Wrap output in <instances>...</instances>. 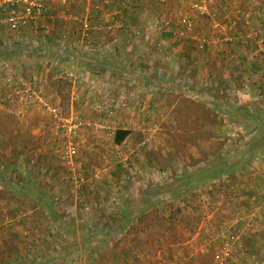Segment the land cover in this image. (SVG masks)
Returning <instances> with one entry per match:
<instances>
[{
    "label": "rangeland",
    "instance_id": "1",
    "mask_svg": "<svg viewBox=\"0 0 264 264\" xmlns=\"http://www.w3.org/2000/svg\"><path fill=\"white\" fill-rule=\"evenodd\" d=\"M47 5L0 15V264H264V0Z\"/></svg>",
    "mask_w": 264,
    "mask_h": 264
},
{
    "label": "built area",
    "instance_id": "2",
    "mask_svg": "<svg viewBox=\"0 0 264 264\" xmlns=\"http://www.w3.org/2000/svg\"><path fill=\"white\" fill-rule=\"evenodd\" d=\"M50 1L52 0H0V15L4 16L1 22L6 25L10 35L17 36L30 23L48 16L47 3Z\"/></svg>",
    "mask_w": 264,
    "mask_h": 264
},
{
    "label": "trees",
    "instance_id": "3",
    "mask_svg": "<svg viewBox=\"0 0 264 264\" xmlns=\"http://www.w3.org/2000/svg\"><path fill=\"white\" fill-rule=\"evenodd\" d=\"M207 112V117H208V119H209V122H210V124L211 125H214L216 122H217V115L214 113V112H212V111H206ZM130 134V131L129 130H125V129H120V130H117V132H116V138H115V142H116V144H121L122 142H123V140L128 136ZM14 213H16L17 214V211H15ZM162 243H160V240H159V242H158V249H162L163 248V246H164V244H166V245H169V242L170 241H168L167 239H164V241H161ZM132 248H134V247H132ZM214 249V248H213ZM215 254V256L217 255V258L216 259H218V256H219V254H218V251H215L214 252ZM134 254V253H133ZM215 256H214V258L212 259V263L213 264H216L215 263ZM134 258L132 259L131 258V256L130 255H126V258H125V261H124V263H122V264H132V262H133V260H140V259H138L139 257L137 256V253H135L134 254V256H133ZM169 262L171 263V264H177L176 262L177 261H174L175 260V258H174V255L173 254H170L169 256ZM189 261H193V262H196L197 261V257L195 256V257H193V258H189V260H187L186 262H189ZM182 264H186L185 262H183Z\"/></svg>",
    "mask_w": 264,
    "mask_h": 264
}]
</instances>
